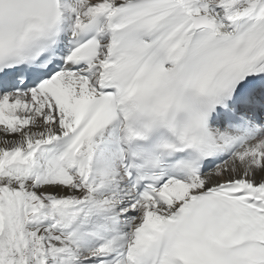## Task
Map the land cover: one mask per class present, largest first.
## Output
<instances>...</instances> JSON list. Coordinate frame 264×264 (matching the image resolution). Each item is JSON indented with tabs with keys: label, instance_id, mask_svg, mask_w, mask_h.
Listing matches in <instances>:
<instances>
[{
	"label": "snow or ice",
	"instance_id": "1",
	"mask_svg": "<svg viewBox=\"0 0 264 264\" xmlns=\"http://www.w3.org/2000/svg\"><path fill=\"white\" fill-rule=\"evenodd\" d=\"M0 264H264V0H0Z\"/></svg>",
	"mask_w": 264,
	"mask_h": 264
}]
</instances>
